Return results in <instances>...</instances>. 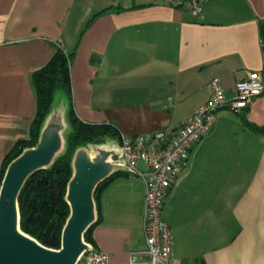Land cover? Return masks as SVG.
Listing matches in <instances>:
<instances>
[{
    "label": "crops",
    "instance_id": "obj_1",
    "mask_svg": "<svg viewBox=\"0 0 264 264\" xmlns=\"http://www.w3.org/2000/svg\"><path fill=\"white\" fill-rule=\"evenodd\" d=\"M185 2L0 0V169L30 136L32 75L58 47L73 54L78 116L130 136L186 121L211 96L214 77L231 95L241 77L264 74V0H208L199 16ZM252 124L264 126V92L240 112L222 109L193 147L165 207L172 264H264V133ZM127 173L98 200L93 244L110 264H130L145 246L146 183Z\"/></svg>",
    "mask_w": 264,
    "mask_h": 264
},
{
    "label": "water",
    "instance_id": "obj_2",
    "mask_svg": "<svg viewBox=\"0 0 264 264\" xmlns=\"http://www.w3.org/2000/svg\"><path fill=\"white\" fill-rule=\"evenodd\" d=\"M67 108L54 105L37 145L24 149L6 169L0 186V264H77L80 255L90 248L84 234L97 220V186L114 172L126 170L115 159L119 154L117 140L111 139L110 147H104L108 140L78 148L67 185L66 200L71 211L62 231L61 247H48L22 230L19 195L34 172L49 168L64 151L69 124L63 114Z\"/></svg>",
    "mask_w": 264,
    "mask_h": 264
},
{
    "label": "built area",
    "instance_id": "obj_3",
    "mask_svg": "<svg viewBox=\"0 0 264 264\" xmlns=\"http://www.w3.org/2000/svg\"><path fill=\"white\" fill-rule=\"evenodd\" d=\"M186 0L192 14L199 16L204 2ZM264 92V74L249 72L236 82L229 95L219 77L211 80V96L196 107L190 117L174 129L137 136L122 134L118 159L131 174L141 176L146 183L143 234L145 246L134 250L130 264H172L174 255L171 227L165 219L169 189L175 184L180 171L187 165L196 143L201 141L215 125L221 110L229 107L240 112ZM146 165L141 170L139 165ZM90 248L79 257L77 264H110L108 254L87 241Z\"/></svg>",
    "mask_w": 264,
    "mask_h": 264
},
{
    "label": "trees",
    "instance_id": "obj_4",
    "mask_svg": "<svg viewBox=\"0 0 264 264\" xmlns=\"http://www.w3.org/2000/svg\"><path fill=\"white\" fill-rule=\"evenodd\" d=\"M112 7H107L98 14ZM264 32V30H263ZM73 54L58 47L50 61L32 75L37 96V113L31 125L30 136L18 140L7 153L0 169V186L9 163L24 149L37 145L42 127L51 113L57 92L61 91L67 101L66 147L45 169L34 172L26 181L20 195L19 206L21 228L24 232L38 239L42 244L59 249L62 231L70 216V205L66 200L67 185L73 175L72 161L76 150L89 144H102L110 139L121 140L122 133L112 123H92L81 119L76 113L72 97L71 64ZM264 133V126L250 125ZM128 174L116 171L103 180L96 188L94 197L97 203L98 217L84 234L87 241L94 242L93 230L101 220L99 199L106 186L115 178Z\"/></svg>",
    "mask_w": 264,
    "mask_h": 264
},
{
    "label": "rangeland",
    "instance_id": "obj_5",
    "mask_svg": "<svg viewBox=\"0 0 264 264\" xmlns=\"http://www.w3.org/2000/svg\"><path fill=\"white\" fill-rule=\"evenodd\" d=\"M62 95H63V97H64V99H65V101H66L65 95H64L61 91L57 92V94H56V98H55V101H54L55 107H56V106H57V107H60V106H61V105H60V101H61ZM63 115L65 116L66 113L63 114ZM88 149H89L90 152H92L91 147L88 146ZM37 240H38V239H37ZM38 241H39V240H38ZM55 249H56V248H55Z\"/></svg>",
    "mask_w": 264,
    "mask_h": 264
},
{
    "label": "bare ground",
    "instance_id": "obj_6",
    "mask_svg": "<svg viewBox=\"0 0 264 264\" xmlns=\"http://www.w3.org/2000/svg\"><path fill=\"white\" fill-rule=\"evenodd\" d=\"M111 144H112V142H108V143L104 144V147H105V146H106V147H110ZM97 149H98V147H97Z\"/></svg>",
    "mask_w": 264,
    "mask_h": 264
}]
</instances>
